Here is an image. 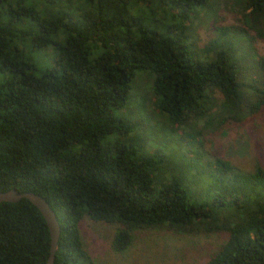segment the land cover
<instances>
[{"label":"trees","instance_id":"1","mask_svg":"<svg viewBox=\"0 0 264 264\" xmlns=\"http://www.w3.org/2000/svg\"><path fill=\"white\" fill-rule=\"evenodd\" d=\"M216 1L0 0V192L48 202L60 228L54 264H94L84 219L117 226L114 253L136 231L163 229L223 235L204 264H264V158L240 167L202 144L264 114L253 50L264 43V0H232L247 29H219L196 48L193 18ZM49 46L40 70L33 54ZM250 58L257 74L246 72ZM157 118L198 143L169 148ZM49 251L35 206L0 203V264H45Z\"/></svg>","mask_w":264,"mask_h":264},{"label":"rangeland","instance_id":"2","mask_svg":"<svg viewBox=\"0 0 264 264\" xmlns=\"http://www.w3.org/2000/svg\"><path fill=\"white\" fill-rule=\"evenodd\" d=\"M215 6L211 13L199 11L193 18L191 33L196 48L202 49L213 40L219 29L228 30L232 36L247 29L243 24L241 9L232 0H218ZM238 49L240 53L244 52L245 46L240 43ZM253 50L256 55L254 58L261 60L264 66V43L255 42ZM53 56L51 46L33 54L40 70L51 65ZM244 64L249 74H257L258 68L261 67L256 65L252 58ZM148 86V80L143 77L138 78L135 86L137 96H141L146 104L147 101L149 103V96L146 94ZM157 119L160 123V119ZM160 127L164 128L159 131V135L168 139L169 148L179 147L181 153H186L198 143V140H194L193 144H187L190 141V137L186 135L187 129L181 133V130L175 132L168 125L163 126L161 123ZM202 144L207 154L232 161L240 167L246 166L252 157L262 159L264 114L242 126L227 128L223 134H204ZM116 230V225L96 223L88 219L80 223L83 244L94 264H204L225 242V237L217 234L182 235L163 229L144 230L136 231L131 246L118 254L111 249Z\"/></svg>","mask_w":264,"mask_h":264},{"label":"water","instance_id":"3","mask_svg":"<svg viewBox=\"0 0 264 264\" xmlns=\"http://www.w3.org/2000/svg\"><path fill=\"white\" fill-rule=\"evenodd\" d=\"M22 199L29 201L33 206H35L47 224L50 234V251L45 264H54L55 254L58 248L60 228L57 218L48 202L43 197L34 193H19L16 190L0 192V203H16Z\"/></svg>","mask_w":264,"mask_h":264}]
</instances>
